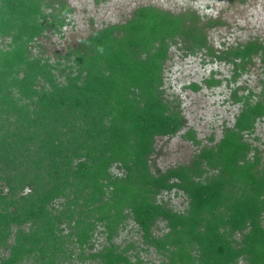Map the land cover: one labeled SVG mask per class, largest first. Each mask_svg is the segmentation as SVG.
Returning <instances> with one entry per match:
<instances>
[{"label":"trees","instance_id":"16d2710c","mask_svg":"<svg viewBox=\"0 0 264 264\" xmlns=\"http://www.w3.org/2000/svg\"><path fill=\"white\" fill-rule=\"evenodd\" d=\"M72 13L65 0H0V264H144L117 243L131 223L159 264H264V160L249 141L264 79L258 94L233 93L241 111L219 142L152 166L157 139L186 124L164 90L172 46L232 65L237 82L264 65V41L216 51L206 29L221 22L143 6L55 59L35 52ZM172 192L183 210L164 201Z\"/></svg>","mask_w":264,"mask_h":264},{"label":"rangeland","instance_id":"374dc122","mask_svg":"<svg viewBox=\"0 0 264 264\" xmlns=\"http://www.w3.org/2000/svg\"><path fill=\"white\" fill-rule=\"evenodd\" d=\"M73 9L69 23L62 34L47 33L38 41L35 52L51 59L65 54L70 48L89 36L94 31L106 26L125 23L135 10L143 6L170 11L175 14L185 11L196 12L202 23L210 20L222 24L207 27L206 31L211 46L216 51H223L238 44L252 40L264 41V0H65ZM232 65L220 62L208 56L205 51L196 55H185L180 46H172L170 59L166 64L164 90L171 100H178L186 124L174 137L158 138L156 153L152 157V166L165 171L181 164H188L205 146L220 141L224 130L233 126L242 104L234 101L233 93L247 95L249 91L259 93L264 79V65L258 58L248 72L232 81ZM214 78L221 84L208 87L205 80ZM193 84L200 85L194 90ZM193 131L199 145L189 137ZM249 141L259 149L264 160V121L259 122L255 134ZM165 202L176 210L186 207V198L176 192L165 193ZM133 223L128 232L117 243L123 247L135 245L144 264H159V257L153 249L149 252L140 250L142 238L136 232ZM103 237L99 239L97 249ZM71 264L83 263L76 258ZM70 264V263H67Z\"/></svg>","mask_w":264,"mask_h":264}]
</instances>
